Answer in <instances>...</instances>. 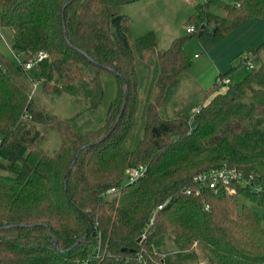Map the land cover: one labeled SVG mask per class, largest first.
Instances as JSON below:
<instances>
[{
    "label": "trees",
    "instance_id": "1",
    "mask_svg": "<svg viewBox=\"0 0 264 264\" xmlns=\"http://www.w3.org/2000/svg\"><path fill=\"white\" fill-rule=\"evenodd\" d=\"M135 1L0 0L13 54L0 52V264H264V60L168 114L192 66L186 41L222 39L264 16V0H205L187 19L194 31L163 50L152 32L132 36L122 9ZM108 75L97 128H75L32 93L39 82L97 108ZM47 129L59 137L52 153ZM224 165L247 183L215 192L193 181Z\"/></svg>",
    "mask_w": 264,
    "mask_h": 264
},
{
    "label": "rangeland",
    "instance_id": "2",
    "mask_svg": "<svg viewBox=\"0 0 264 264\" xmlns=\"http://www.w3.org/2000/svg\"><path fill=\"white\" fill-rule=\"evenodd\" d=\"M194 1H196L200 6L203 0ZM223 1L232 3L234 0ZM185 11L186 5L183 4L182 0H138L124 5L122 9V12L130 18V31L132 36L139 37L147 32H152L158 40L157 47L160 49H166L169 46V40L172 36L171 33L168 34L169 27H174L179 36L186 35L185 28L187 27L188 18H183ZM11 36L12 32L10 29H0V52L10 57L13 56L9 46ZM198 42L199 41L195 36L190 37L187 40L185 46L187 47V55L190 58L191 55L193 56L194 53L199 51ZM263 60L264 56H261L259 60L254 63V65H258ZM191 70H193V68ZM249 71L250 69L247 66L245 68H240V71H238L237 74L238 77L240 76V79L231 82H239L247 73H249ZM187 73L179 83L177 94L173 95L174 98L171 97V102L168 107L170 108L168 111L170 116L173 114L171 113L173 112L172 109L177 110L181 106H184L185 103L190 101L195 102L205 96L204 89L199 90L197 85L194 83L195 80ZM105 86L106 95L104 103L97 108H90L84 101L82 102L77 100L65 93L53 94L51 92L44 91L41 83L39 82L35 83L32 90L34 89V96L38 98L40 103L48 112L62 118H69L71 119V124L75 128L87 130L97 128L102 124L106 107L110 103L114 94V78L111 75H108L106 78ZM142 97H144V95ZM58 145L59 137L57 133L51 129H47L41 142L42 148L46 152L52 153L56 150ZM230 191L234 192L235 189L232 188ZM107 196H122V204H124L127 200L126 194L120 191L110 193ZM243 203L250 204L248 200L243 197H239V204ZM257 209L261 216V224L264 226V209Z\"/></svg>",
    "mask_w": 264,
    "mask_h": 264
},
{
    "label": "crops",
    "instance_id": "3",
    "mask_svg": "<svg viewBox=\"0 0 264 264\" xmlns=\"http://www.w3.org/2000/svg\"><path fill=\"white\" fill-rule=\"evenodd\" d=\"M182 1L186 5L183 18L187 19L199 11L205 0L202 1L200 6L194 0ZM188 26L190 25L187 24ZM168 29V34H172L168 44L170 45L174 38L180 36L174 27ZM185 32L188 33L186 30ZM197 39L199 41V51L194 53L193 56L191 55L192 59L187 55V47L184 45L185 54L192 61L191 69L193 68V70H190L189 74L195 80L194 83L197 88L199 90L204 89V91L209 89L222 74H228L231 81H237L240 79V76L237 75L238 71H240V68L246 67L247 60L253 59L255 63L261 56H264V49L258 51L257 55L250 52L264 44V16H254L243 20L220 40H215L212 37Z\"/></svg>",
    "mask_w": 264,
    "mask_h": 264
},
{
    "label": "built area",
    "instance_id": "4",
    "mask_svg": "<svg viewBox=\"0 0 264 264\" xmlns=\"http://www.w3.org/2000/svg\"><path fill=\"white\" fill-rule=\"evenodd\" d=\"M194 29H195V27L193 25H190L186 28V31L189 33V32L194 31ZM45 56L46 55L44 53H39L36 56L35 62L41 60ZM31 66H32V62H27L25 64L26 68H30ZM246 66L249 69H252L255 66L254 60L253 59L247 60ZM230 82H231V79H230V77H227V76L226 77H218L216 80V83L219 86L228 85ZM33 92H34V89L32 90V93ZM193 111L199 112V108L196 107L193 109ZM144 171H145V166H143V165L133 167L127 171L126 180L129 183H133L136 179H138L140 176H142L144 174ZM246 180L247 179L244 177L243 173L240 170H238L234 167H229L227 165H224L220 168H214V169L200 171V172L196 173L195 175H193V181L195 183H197L201 187L213 189L215 192H218L221 189H224L226 191H230L231 190V188L229 186L230 183L240 182L243 184V183H247ZM116 191H117L116 188H111L106 193L110 194V193H113ZM185 193L190 194V193H192V191L190 189H186ZM161 208H162V205H159L158 209H161ZM144 236L145 235H143V237Z\"/></svg>",
    "mask_w": 264,
    "mask_h": 264
},
{
    "label": "water",
    "instance_id": "5",
    "mask_svg": "<svg viewBox=\"0 0 264 264\" xmlns=\"http://www.w3.org/2000/svg\"><path fill=\"white\" fill-rule=\"evenodd\" d=\"M90 224L92 225V221L90 220Z\"/></svg>",
    "mask_w": 264,
    "mask_h": 264
}]
</instances>
